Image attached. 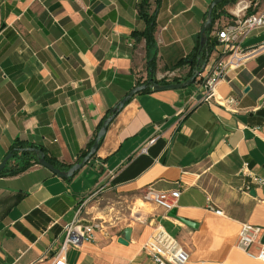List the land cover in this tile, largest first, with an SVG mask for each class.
<instances>
[{"label": "crops", "instance_id": "crops-1", "mask_svg": "<svg viewBox=\"0 0 264 264\" xmlns=\"http://www.w3.org/2000/svg\"><path fill=\"white\" fill-rule=\"evenodd\" d=\"M139 1L0 0V162L17 138L75 162L107 112L147 77L144 41L131 37L143 27ZM212 1L162 0L156 80L188 73V66L170 68L192 52ZM256 2L264 12V0ZM236 3L213 29L233 18ZM261 44L264 28L243 47ZM195 93L192 85L134 96L69 181L39 165L0 177V264H50L62 226L93 201L84 213L101 228L68 251L66 264H154L142 246L158 226L188 252L187 264H263L235 242L243 223L264 229V183L244 190L250 176L264 182V49L227 74L214 102L179 116ZM226 97L239 104L222 105ZM148 190H178L176 218L144 200ZM17 194L24 197L13 204ZM206 198L222 216L206 208Z\"/></svg>", "mask_w": 264, "mask_h": 264}, {"label": "built area", "instance_id": "built-area-1", "mask_svg": "<svg viewBox=\"0 0 264 264\" xmlns=\"http://www.w3.org/2000/svg\"><path fill=\"white\" fill-rule=\"evenodd\" d=\"M257 2L249 0L239 1L232 12L233 18L223 25H219L211 31V38L217 41V47L212 52L213 62L205 66L204 70L195 78L193 86L195 101L178 114H185L193 105L214 102L219 83L225 80L227 74L239 70L258 51L264 49V44L252 48H244L245 40L254 31L264 28V12L255 11ZM211 53V54H212ZM222 105L237 106L239 100L234 97H226L221 100ZM151 140L149 143H153ZM142 151H145L144 149ZM263 181L250 176V181L245 184L244 190L248 191L251 184L262 186ZM179 191L156 192L148 190L143 198L151 201L164 212L176 208ZM206 208L216 215L222 216V212L216 209L210 198H206ZM83 210L78 209L75 217L62 226L48 251H53L50 264H66L67 253L70 249H78L84 242H90L93 234L101 228L99 222L88 220ZM264 229L260 226L243 223L235 242L238 250L248 258L260 261L264 264ZM142 251L151 258L154 264H187L189 255L180 242L161 226H158L152 235L142 246Z\"/></svg>", "mask_w": 264, "mask_h": 264}, {"label": "trees", "instance_id": "trees-1", "mask_svg": "<svg viewBox=\"0 0 264 264\" xmlns=\"http://www.w3.org/2000/svg\"><path fill=\"white\" fill-rule=\"evenodd\" d=\"M239 0H223L219 4L215 6L211 15V28L206 32V50L200 51L199 49V33L194 38V47L192 52L186 56V58H182L178 60L175 64H173L170 68L171 71L183 67L188 66L189 71L183 78H173L169 81L166 80H156L155 79V70H156V59H157V45L155 41V29H156V17L158 14V10L160 8L162 0H140L137 8H138V16L142 22L143 27L141 30H135L131 33V37L135 41H144L145 51H146V71L147 77L146 79L139 83L140 85H145L149 81L154 82L158 85H166L170 83H180L186 81L190 78L194 71L197 69V60H200V66L202 65L203 59L205 57V53H208L209 56L217 47V41L211 38L210 34L213 29L214 23L223 15L225 12L223 8L228 5H233ZM255 2L256 0H249ZM206 17V14L204 15ZM192 86V85H190ZM189 86V87H190ZM146 91H151L147 89ZM144 91V92H146ZM110 114V111L107 112L103 120L100 122L97 132L101 127L102 122L106 119ZM89 140L84 150H82L79 156L76 158L73 164H65L59 162L58 159L52 156L47 149L40 143L36 141H29L24 139H15L12 144L9 146L7 154H10L11 157L7 161L5 167L0 172V177H14L20 175L33 166L38 165L37 160L38 156L31 152L27 151L28 149H35L39 151L45 158V161L52 165L55 169L61 172H67L74 164L81 162L82 159L88 154L90 148L92 147L94 140L96 138V134ZM6 154V155H7ZM5 155V156H6ZM95 155L90 159L89 163L94 159ZM71 178L66 179L69 181ZM20 197H24V194H17V197L13 200V204L17 203L20 200ZM9 208V207H8Z\"/></svg>", "mask_w": 264, "mask_h": 264}, {"label": "water", "instance_id": "water-1", "mask_svg": "<svg viewBox=\"0 0 264 264\" xmlns=\"http://www.w3.org/2000/svg\"><path fill=\"white\" fill-rule=\"evenodd\" d=\"M223 0H213L211 2V4L209 5L208 9H207V13H206V17L205 20L200 28L199 31V49L200 51L202 50H206V43H207V39H206V32L210 30L211 28V15H212V11L215 8V6L217 4H219L220 2H222ZM208 59H209V54L205 53V57L203 59L202 65L200 66V60H197V69L194 71L193 75L188 78L186 81L180 82V83H170V84H166V85H158L155 84L152 81H149L147 84L145 85H140V86H136L133 89H131L118 103L115 107H113L110 110V114L109 116L104 119V121L101 124L100 129L98 130L97 134H96V138L94 140V143L92 145V147L90 148L88 154L82 159L81 162H78L76 164H74L67 172H61L57 169H55L52 165H50L49 163H47L45 161V158L42 154L39 153V151L35 150V149H28L27 151H31L33 153H35L38 156V160L37 163L39 166L45 168L46 170H48L49 172H51L53 175L57 176L58 178H62V179H69L72 178L73 175L79 171L83 166H85L90 159L96 154L97 149L99 147V144L101 142V140L103 139L106 130L108 128V126L110 125L111 121L113 120V118L115 117V115L117 113H119L122 108L137 94L146 91L147 89L151 90L152 92H163V91H172V90H182L185 89L187 87H189L190 85H193L195 78L204 70L206 64L208 63ZM247 91V89H246ZM11 155L7 154L2 161L0 162V172L2 171V169L5 167L7 161L10 159ZM169 216L172 218H176L175 216V210H173L172 212L169 213ZM180 222L184 223L187 226H191L186 220H182L177 218ZM130 233L131 230L126 228L124 230V234H123V238H120L118 240V243L125 245L127 243V241L129 240L130 237ZM262 242H264V236L262 238Z\"/></svg>", "mask_w": 264, "mask_h": 264}, {"label": "rangeland", "instance_id": "rangeland-1", "mask_svg": "<svg viewBox=\"0 0 264 264\" xmlns=\"http://www.w3.org/2000/svg\"><path fill=\"white\" fill-rule=\"evenodd\" d=\"M257 1V0H256ZM255 1V2H256ZM231 8H233V6H231ZM230 21V20H229ZM161 80H164V79H161ZM159 81V80H158ZM93 201V200H92ZM94 201L93 202H89V203H87V206H86V208H85V210H83V212H88V214H90L89 212H93V210H91L90 208H92L93 206H94ZM88 209H90L91 211H89ZM95 213V212H94ZM84 218L86 217V216H83ZM89 217V216H88Z\"/></svg>", "mask_w": 264, "mask_h": 264}]
</instances>
